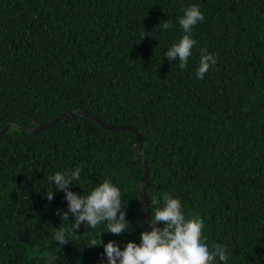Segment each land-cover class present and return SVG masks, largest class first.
Returning a JSON list of instances; mask_svg holds the SVG:
<instances>
[{
  "label": "trees",
  "instance_id": "obj_1",
  "mask_svg": "<svg viewBox=\"0 0 264 264\" xmlns=\"http://www.w3.org/2000/svg\"><path fill=\"white\" fill-rule=\"evenodd\" d=\"M191 5L205 19L192 29L182 70L165 53ZM167 20L171 30L162 28ZM202 49L217 63L198 79ZM69 110L136 129L141 151L133 132L87 117L0 134V264H107L109 241L121 250L140 244L151 231L138 192L141 153L150 214L167 193L186 217L204 220L209 247L229 250L214 264H264V0H0V131ZM77 167L81 179L69 190L87 196L110 179L128 231L107 233L104 222L81 225L64 246L54 240L74 217L57 215L68 204L48 176ZM92 239L99 246L89 247Z\"/></svg>",
  "mask_w": 264,
  "mask_h": 264
},
{
  "label": "clouds",
  "instance_id": "obj_2",
  "mask_svg": "<svg viewBox=\"0 0 264 264\" xmlns=\"http://www.w3.org/2000/svg\"><path fill=\"white\" fill-rule=\"evenodd\" d=\"M183 12L184 15L178 18L183 34L165 53L169 63L177 61L182 70L187 67L192 55L191 50L196 44L192 38V29L205 19L198 5H191ZM172 27L170 20L162 25L163 29L171 30ZM216 63L214 56L202 49L197 78L203 79L210 67ZM82 171V167H77L69 173L56 172L48 176V180L54 182L55 190L64 192L68 204V211H58L57 215L64 221H68L69 213L74 217L70 227H65V223L56 230L54 240L59 242L60 246L68 244V235H76L81 225L96 229L98 225L107 222V233L117 236L128 231L129 222L126 220V208L122 209L121 191L110 179H104L87 196H80L69 190V185L81 179ZM46 198L52 201L54 191ZM162 200V206L155 209L153 218L148 222L151 231L141 233L140 244L128 242L123 250L115 241L104 245L107 264H214L217 258L220 262L228 259L229 250L226 247L219 243H213L209 247L204 241L205 223L199 215L186 217L180 199L167 193L163 195ZM158 224L164 226L161 228ZM102 235L103 233L99 234V245L102 243ZM99 245L97 239H92L88 246ZM55 259L56 257L48 258L49 261Z\"/></svg>",
  "mask_w": 264,
  "mask_h": 264
},
{
  "label": "water",
  "instance_id": "obj_3",
  "mask_svg": "<svg viewBox=\"0 0 264 264\" xmlns=\"http://www.w3.org/2000/svg\"><path fill=\"white\" fill-rule=\"evenodd\" d=\"M78 110H69L59 116H56L52 121H50L47 124L44 125H40L38 127H22L16 123H8V125L0 131V134L6 133L14 128H18L21 130L26 131L27 133H34L36 131H40V130H46L48 128H50L52 125H54L56 122H58L59 120L62 119H69V120H74V119H79L82 117H87L91 120H94L95 122H97L98 124H100L101 126H103L104 128L108 129V130H112V131H131L136 135V140L134 142V147L136 150L141 151V147L140 144L142 142V138L139 134V132L130 127V126H126V125H121V126H117V127H113V126H108L104 123H102L97 117L92 116L88 111H82L81 113H78ZM141 163L143 165V167L145 168V175L143 177V179L141 180L139 186H138V192L140 195V201H141V215L144 218L145 221L149 222L153 216L152 214L149 213V200L145 194V189H146V183L150 180V170L147 166L146 163V159L144 157V154L141 153Z\"/></svg>",
  "mask_w": 264,
  "mask_h": 264
}]
</instances>
